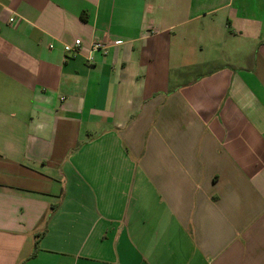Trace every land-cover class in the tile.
<instances>
[{
  "label": "crops",
  "instance_id": "1",
  "mask_svg": "<svg viewBox=\"0 0 264 264\" xmlns=\"http://www.w3.org/2000/svg\"><path fill=\"white\" fill-rule=\"evenodd\" d=\"M0 264H264V0H0Z\"/></svg>",
  "mask_w": 264,
  "mask_h": 264
},
{
  "label": "built area",
  "instance_id": "2",
  "mask_svg": "<svg viewBox=\"0 0 264 264\" xmlns=\"http://www.w3.org/2000/svg\"><path fill=\"white\" fill-rule=\"evenodd\" d=\"M10 20L12 21V18ZM115 43L120 44L121 42L117 41ZM110 44L111 43H105L103 41L94 40L90 43L89 52L93 53V52L99 51L105 54ZM80 47H81V40L75 39L73 44H65L63 46V50L65 54L74 55L80 51Z\"/></svg>",
  "mask_w": 264,
  "mask_h": 264
},
{
  "label": "trees",
  "instance_id": "3",
  "mask_svg": "<svg viewBox=\"0 0 264 264\" xmlns=\"http://www.w3.org/2000/svg\"><path fill=\"white\" fill-rule=\"evenodd\" d=\"M36 254V249L32 252L31 256H34Z\"/></svg>",
  "mask_w": 264,
  "mask_h": 264
}]
</instances>
